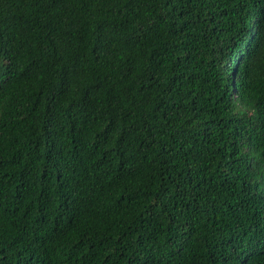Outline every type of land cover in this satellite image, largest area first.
<instances>
[{
	"label": "trees",
	"instance_id": "obj_1",
	"mask_svg": "<svg viewBox=\"0 0 264 264\" xmlns=\"http://www.w3.org/2000/svg\"><path fill=\"white\" fill-rule=\"evenodd\" d=\"M0 264H264V0H0Z\"/></svg>",
	"mask_w": 264,
	"mask_h": 264
}]
</instances>
